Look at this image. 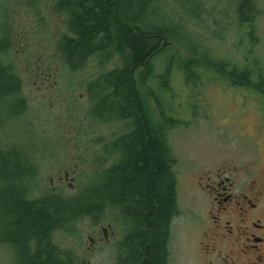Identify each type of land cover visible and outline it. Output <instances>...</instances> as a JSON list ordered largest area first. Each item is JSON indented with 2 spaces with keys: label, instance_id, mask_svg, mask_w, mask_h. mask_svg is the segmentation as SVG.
<instances>
[{
  "label": "rangeland",
  "instance_id": "obj_1",
  "mask_svg": "<svg viewBox=\"0 0 264 264\" xmlns=\"http://www.w3.org/2000/svg\"><path fill=\"white\" fill-rule=\"evenodd\" d=\"M156 3L155 16H163L165 25L173 24L171 28L177 35L170 33L162 39L148 65L135 69L134 78L153 123L165 131L175 159L172 170L178 214L169 237L170 261L193 264L194 213L187 196L193 180L219 159L244 156L262 128L264 0H257L255 18L242 23L237 19L234 0ZM40 8L33 11L26 5L15 6L13 0H0V38L8 29L11 33L20 30V36L25 32V51L17 44L9 59L18 64L22 92L28 100L26 117L34 124L30 133L34 146L30 144L29 150L38 155L42 179V187L35 193L49 189L73 194L87 180L84 173L91 168L89 155L93 150L126 130L121 120L91 123L82 118L91 104L84 91L85 82L120 61L114 57L103 68L87 66L72 74L62 65L58 67L59 62L50 52L61 33V22L51 9ZM31 47L51 55L50 69L46 71L44 63H39L42 68L30 69L27 57L31 58ZM244 72V80L236 83ZM0 130V137L19 132L9 131L1 123ZM27 131L23 133L29 136ZM97 137L102 142L95 144ZM64 171L68 172L66 177ZM116 215L106 210L98 223L79 221L74 224L75 232H54L52 239L61 258L73 264H116L118 242L125 234ZM104 228L108 240L103 239ZM90 238L95 239L93 244ZM0 264H14L13 251L6 245H0Z\"/></svg>",
  "mask_w": 264,
  "mask_h": 264
},
{
  "label": "trees",
  "instance_id": "obj_2",
  "mask_svg": "<svg viewBox=\"0 0 264 264\" xmlns=\"http://www.w3.org/2000/svg\"><path fill=\"white\" fill-rule=\"evenodd\" d=\"M48 1L13 0L17 7L38 11L45 6L58 16L61 33L50 53L69 74L87 66L103 68L119 58L118 65L85 82L91 104L82 118L91 123L121 120L126 130L103 144L102 138H94L100 146L89 155L87 180L75 193L44 189L36 194L42 179L38 155L29 150L34 124L26 117L28 100L18 64L9 59L17 44L25 51V32L20 36V30H5L0 38V123L19 132L0 137V245L13 251L14 264H73L58 253L54 232H75V222L95 224L111 210L125 231L116 264H165L168 224L177 211L175 159L165 131L146 109L134 71L147 66L161 40L177 32L173 24L165 25L163 16L157 19L155 0ZM233 5L241 23L258 13L257 0H234ZM40 50L31 47L30 69L44 63L47 71L51 55ZM238 77L236 83L244 80L245 72Z\"/></svg>",
  "mask_w": 264,
  "mask_h": 264
},
{
  "label": "flooded vegetation",
  "instance_id": "obj_3",
  "mask_svg": "<svg viewBox=\"0 0 264 264\" xmlns=\"http://www.w3.org/2000/svg\"><path fill=\"white\" fill-rule=\"evenodd\" d=\"M261 125L244 156L219 159L193 180L187 195L194 213L193 264H264V117ZM177 214L168 224L165 264H171L169 237Z\"/></svg>",
  "mask_w": 264,
  "mask_h": 264
},
{
  "label": "bare ground",
  "instance_id": "obj_4",
  "mask_svg": "<svg viewBox=\"0 0 264 264\" xmlns=\"http://www.w3.org/2000/svg\"><path fill=\"white\" fill-rule=\"evenodd\" d=\"M211 9V8H210ZM190 11V10H189ZM149 21V20H148ZM217 33V32H216ZM24 40V39H23ZM76 107V106H75ZM13 119V118H12ZM199 184V183H198ZM94 219V218H93Z\"/></svg>",
  "mask_w": 264,
  "mask_h": 264
},
{
  "label": "water",
  "instance_id": "obj_5",
  "mask_svg": "<svg viewBox=\"0 0 264 264\" xmlns=\"http://www.w3.org/2000/svg\"><path fill=\"white\" fill-rule=\"evenodd\" d=\"M65 175H67V173L65 172Z\"/></svg>",
  "mask_w": 264,
  "mask_h": 264
}]
</instances>
